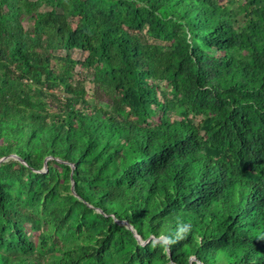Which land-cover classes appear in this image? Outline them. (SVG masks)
<instances>
[{
    "label": "trees",
    "instance_id": "trees-1",
    "mask_svg": "<svg viewBox=\"0 0 264 264\" xmlns=\"http://www.w3.org/2000/svg\"><path fill=\"white\" fill-rule=\"evenodd\" d=\"M238 1L0 0V264H264V0Z\"/></svg>",
    "mask_w": 264,
    "mask_h": 264
},
{
    "label": "rangeland",
    "instance_id": "rangeland-1",
    "mask_svg": "<svg viewBox=\"0 0 264 264\" xmlns=\"http://www.w3.org/2000/svg\"><path fill=\"white\" fill-rule=\"evenodd\" d=\"M245 4H246V0H241L240 2L238 1L237 4L235 5V11L233 12L232 15L238 18H242V14H243L242 11L244 9ZM59 53L62 55L69 54L77 59H83L86 55V53L78 51V50H62V51H59ZM77 68L78 70H81L80 67H77Z\"/></svg>",
    "mask_w": 264,
    "mask_h": 264
},
{
    "label": "water",
    "instance_id": "water-1",
    "mask_svg": "<svg viewBox=\"0 0 264 264\" xmlns=\"http://www.w3.org/2000/svg\"><path fill=\"white\" fill-rule=\"evenodd\" d=\"M2 159H4V158H1V160ZM73 166V165H72ZM125 222V224L129 227V228H131L133 231H134V233L136 232L135 231V229L133 228V226L130 224V223H128L127 221H124ZM136 234V236L139 238V240H140V237H139V235L137 234V233H135Z\"/></svg>",
    "mask_w": 264,
    "mask_h": 264
},
{
    "label": "bare ground",
    "instance_id": "bare-ground-1",
    "mask_svg": "<svg viewBox=\"0 0 264 264\" xmlns=\"http://www.w3.org/2000/svg\"><path fill=\"white\" fill-rule=\"evenodd\" d=\"M250 79V78H249Z\"/></svg>",
    "mask_w": 264,
    "mask_h": 264
}]
</instances>
